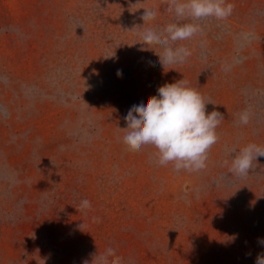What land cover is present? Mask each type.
<instances>
[{
	"label": "rangeland",
	"instance_id": "rangeland-1",
	"mask_svg": "<svg viewBox=\"0 0 264 264\" xmlns=\"http://www.w3.org/2000/svg\"><path fill=\"white\" fill-rule=\"evenodd\" d=\"M228 2V18L178 42L183 63L163 66L139 24L176 22L168 0H0V264H84L110 240L122 264L264 254V157L230 172L239 149L264 148V0ZM182 79L224 116L198 172L122 135L134 98Z\"/></svg>",
	"mask_w": 264,
	"mask_h": 264
},
{
	"label": "clouds",
	"instance_id": "clouds-1",
	"mask_svg": "<svg viewBox=\"0 0 264 264\" xmlns=\"http://www.w3.org/2000/svg\"><path fill=\"white\" fill-rule=\"evenodd\" d=\"M168 7L176 22L139 24V41H152L162 47V52L157 53L163 66L183 63L191 55L189 49L178 42L190 40L202 30L195 21L206 18L224 20L234 10L228 0H168ZM141 8L146 19L157 13L153 5ZM124 115L127 126L121 129L129 146H153L157 150L158 164H172L177 172L182 169L198 172L207 166L208 152L219 139L216 129L224 120L218 110L206 112L204 97L184 79L160 86L157 95L134 98ZM249 120L247 110L239 114L241 125H247ZM258 157H264V148L255 144L244 146L233 155L230 172L246 176ZM89 207L90 201L82 200L81 208ZM258 243L264 246V239ZM116 248L117 245L110 240L104 249L92 253L84 264H122V258L112 254ZM255 264H264V254L257 255Z\"/></svg>",
	"mask_w": 264,
	"mask_h": 264
}]
</instances>
